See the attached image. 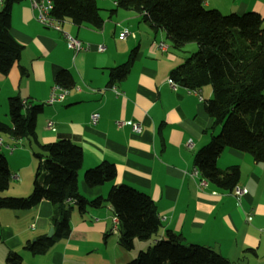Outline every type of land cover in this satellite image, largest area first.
<instances>
[{"label": "crops", "instance_id": "1", "mask_svg": "<svg viewBox=\"0 0 264 264\" xmlns=\"http://www.w3.org/2000/svg\"><path fill=\"white\" fill-rule=\"evenodd\" d=\"M96 2L103 19L100 28L63 19L61 30L41 24L31 0L13 4L10 33L22 50L19 61L6 74L0 73V91H6L3 103L16 95L31 104H43L36 120L37 141L67 139L81 147L78 191L87 199L105 197L112 185L119 184L147 193L162 226L154 239L146 241L152 243L170 229L185 243L213 248L231 264L242 259L264 264V162L232 148H225L217 158L221 169L239 165L237 185L246 191L238 198L233 193L236 185L221 189L199 171L193 174L196 151L219 130L211 129L213 120L205 110L212 88L179 85L170 72L198 49L197 44L176 47L163 29L153 28L138 12L117 7L116 0ZM204 5L223 14L254 11L264 18V0H205ZM123 28L128 34L121 39ZM62 31L89 48L76 52L68 48ZM99 45L104 49L98 50ZM132 53L124 78L109 83L110 68L129 60ZM61 70L71 74L73 85L62 86L68 89L64 102L49 104L48 90L58 85L55 76ZM0 107V121L10 124L7 106ZM92 113L98 114L95 123ZM117 119L139 123L140 132L130 126L116 128ZM48 121L51 128L46 127ZM188 140L191 146L186 145ZM35 149L27 138L14 139L0 132V153L10 171L8 188L0 195L27 196L32 191ZM102 161L115 165L116 176L88 186L84 171ZM202 178L204 185L199 184ZM74 202L66 200L73 205L69 234L41 254L24 246L46 236L51 226L54 232L56 206L41 200L28 209L1 208L0 264H6L10 252L22 256L19 264H127L136 255L137 239L130 250L119 244V224L110 205L80 210Z\"/></svg>", "mask_w": 264, "mask_h": 264}, {"label": "trees", "instance_id": "2", "mask_svg": "<svg viewBox=\"0 0 264 264\" xmlns=\"http://www.w3.org/2000/svg\"><path fill=\"white\" fill-rule=\"evenodd\" d=\"M20 0H3L0 4V73L6 74L19 61L22 45L10 33L11 10ZM205 0H116L117 7L131 9L157 29H163L173 45L196 43L198 49L170 72L179 85L199 88L210 85L212 96L205 110L212 118L211 129L217 133L194 155L195 168L218 188L231 190L238 184L240 167L231 164L225 169L216 160L225 148L251 155L264 162V18L257 12L223 14L209 9ZM50 16L57 21L69 19L80 25L100 28L103 19L96 0H50ZM114 11V9H112ZM133 53L126 62L110 68L109 83L124 78L132 63ZM55 83L71 87L73 80L67 70L59 71ZM26 100V99H25ZM43 104L22 103L19 96L7 100L10 124L0 121V132L14 139L27 138L36 145L38 159L32 191L27 196L0 195V209H28L41 200L56 206L52 237H38L24 248L31 253H44L57 239L69 234V215L73 205L109 204L119 224V244L131 249L135 239H154L162 226L151 197L126 184L112 185L105 197L87 199L78 191V172L82 166V149L76 143L59 139L40 143L36 138V120ZM115 165L102 161L84 171L88 186L103 184L116 176ZM10 171L0 153V194L8 188ZM22 256L10 252L6 264H19ZM127 264H231L229 259L209 246L185 243L180 234L170 229L165 236L141 249Z\"/></svg>", "mask_w": 264, "mask_h": 264}, {"label": "built area", "instance_id": "3", "mask_svg": "<svg viewBox=\"0 0 264 264\" xmlns=\"http://www.w3.org/2000/svg\"><path fill=\"white\" fill-rule=\"evenodd\" d=\"M3 0H0V4L2 3ZM32 7L37 10V15L36 18L37 20L43 24L44 26L52 27L56 30H61L59 26V21L55 20L50 16V10L52 8V4L50 0H31ZM66 40L67 47L76 51L80 50H86L89 48L88 43H84L81 40H79L77 37H74L73 35L62 31ZM128 34V29L123 28L121 32L119 33V38L124 39ZM163 46V43L160 44ZM103 46H98V50H102ZM168 83L170 86L175 88L176 84L172 80H168ZM68 94V89L64 88L60 85H52L49 90H48V95L46 98V102L49 104L56 103V102H64L66 99V96ZM26 101H22V103H25ZM90 119L92 123H95L98 119V114L97 113H92L90 115ZM114 125L118 129H122L124 126H130V128L134 132H140L141 126L139 123L132 121V120H125V119H117L114 122ZM47 128L52 127V122L48 121L46 124ZM187 146H191V141L188 140L186 143ZM198 173V170L195 168L193 170V174ZM200 185L205 184V180L202 178L199 181ZM246 191L244 187L236 185L233 188V193L234 195L238 198L241 194H243ZM71 201H74V199H71ZM116 217V216H115ZM116 219V218H115Z\"/></svg>", "mask_w": 264, "mask_h": 264}, {"label": "rangeland", "instance_id": "4", "mask_svg": "<svg viewBox=\"0 0 264 264\" xmlns=\"http://www.w3.org/2000/svg\"><path fill=\"white\" fill-rule=\"evenodd\" d=\"M104 49V48H103ZM102 49V50H103ZM5 93H6V91H5V89L4 88H2L1 89V91H0V104H3V106L5 107V106H7V102L6 101H4V103H3V99L5 98L4 96H5ZM4 97V98H3ZM26 101L25 99H22V101ZM6 108V107H5ZM5 112V111H4ZM0 113H2V108L0 107ZM38 150V149H37ZM35 157V156H34ZM36 158V157H35ZM35 161H36V163H37V165H38V159L36 158L35 159ZM194 169H195V167H194ZM193 169V170H194ZM71 199H73V198H67V201H71ZM74 201H75V199H74ZM116 221H118L117 220V217H116ZM136 242V250H135V252H136V254L138 253V251L139 250H143V249H145L148 245H151L152 243L150 242V241H140V240H136L135 241ZM146 243V244H145ZM213 249V248H212ZM234 264H236V263H234ZM237 264H249V261H247L246 259H242L239 263H237Z\"/></svg>", "mask_w": 264, "mask_h": 264}, {"label": "water", "instance_id": "5", "mask_svg": "<svg viewBox=\"0 0 264 264\" xmlns=\"http://www.w3.org/2000/svg\"><path fill=\"white\" fill-rule=\"evenodd\" d=\"M53 233V227L51 226L50 229L48 230L47 237H51Z\"/></svg>", "mask_w": 264, "mask_h": 264}]
</instances>
